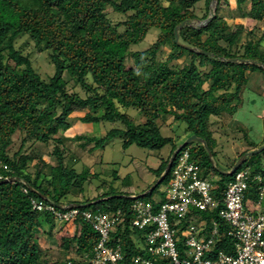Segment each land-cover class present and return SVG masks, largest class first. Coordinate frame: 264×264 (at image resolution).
<instances>
[{
  "label": "trees",
  "instance_id": "trees-1",
  "mask_svg": "<svg viewBox=\"0 0 264 264\" xmlns=\"http://www.w3.org/2000/svg\"><path fill=\"white\" fill-rule=\"evenodd\" d=\"M201 1L205 2L207 12L205 21L210 16L212 0H0V181L12 180L0 184V264L48 262L44 244L52 240L50 231L54 229L55 219L49 212L33 210L31 200H42L56 207L76 204L88 209L84 204L90 200L64 202L71 190H82L85 176L64 166L58 146L53 152L56 166H49L36 151L22 154L28 142L46 144L58 134L61 135L59 142L65 140L63 135L70 129L67 118L76 112L87 110L79 117L86 128L116 121L125 126V129L109 131L101 139L86 135L74 137L83 145L93 142L90 151L116 137L124 138V149L136 145L161 150L173 139L162 135L157 120L170 115L186 125L190 136L204 141L200 151L190 150L192 159L202 166L211 162L216 142L208 129L210 119L223 113H236L239 94L250 80L249 73H259L264 78V48L261 47L264 35L239 46L244 27L229 30L227 22L218 14L221 1L218 0L211 21L201 27L186 24L178 30L175 42L174 29L196 19L194 8ZM108 8L125 15L126 19L113 24ZM248 18L264 22V0H250ZM152 29L158 30L156 41L145 50H131ZM20 36L30 37L39 50L48 52L55 68L48 82L41 79L29 59L16 49L15 41ZM163 46H169L171 51L160 61L158 53ZM182 57L188 59L182 67L169 66L171 61ZM127 60L133 62V67H125ZM208 65L210 69L203 73L200 69ZM87 78H91L92 85L87 83ZM68 81L89 88L92 94L82 98L77 93H69ZM232 86L234 90L230 91ZM119 107L137 110L143 121L136 123L121 113ZM101 108L104 109L101 117L89 113ZM18 135H22L20 147L10 156L8 151ZM250 144L254 146L250 151L258 148L255 143ZM176 149L173 145L168 157L155 170L159 178ZM185 149L188 148H182ZM245 153L248 152L234 159L229 172ZM28 167L32 172L27 171ZM245 167L250 168L252 175L264 176L259 153L250 161L245 160L239 170ZM220 174L217 185L222 190L234 173L228 180V173ZM23 188H27V193ZM257 189L256 184L250 183L248 196L254 199ZM133 200L109 197L105 193L92 201H97L102 211L116 212L122 205L127 209ZM211 215L200 213L204 219ZM74 226V234L61 239L63 249L74 254L73 257L52 264H91L89 258L93 256L99 235L81 219ZM46 227L49 232L45 231ZM226 230L222 226V232ZM132 234L140 232L130 230L128 223L123 231L113 234L120 239L125 264L144 255ZM231 243V236H225L215 245V250L228 245L231 253Z\"/></svg>",
  "mask_w": 264,
  "mask_h": 264
},
{
  "label": "rangeland",
  "instance_id": "rangeland-1",
  "mask_svg": "<svg viewBox=\"0 0 264 264\" xmlns=\"http://www.w3.org/2000/svg\"><path fill=\"white\" fill-rule=\"evenodd\" d=\"M243 1L221 0L218 11L219 16L227 22L230 31H235L238 26L244 27V32L238 41L239 46L247 40L256 41L261 39L264 35V22H256L249 19L250 0ZM213 2L212 0L211 3ZM217 2L218 0L215 2V9ZM194 12L196 19L190 24L197 27L203 26V17L207 13L205 2L201 1L196 4ZM107 14L113 24L126 19L125 15L116 14L110 8L107 9ZM157 34L158 30L152 29L146 38L139 44L132 46L131 50L142 51L149 48L156 41ZM15 47L29 59L32 68L41 79L48 82L55 73V68L48 52L39 50L28 36L17 38ZM261 47L264 48V41ZM170 51L169 46H163L158 53L159 60H165ZM239 51H242L241 47ZM187 62V57H182L180 60L171 61L169 66L180 68ZM125 67H133V62L127 60ZM210 67L208 65L200 70L205 73ZM249 78L250 80L243 86L239 94L240 101L236 113L234 115L223 113L219 117H212L208 125V129L216 142L213 149L214 155L210 156L211 162L209 161L207 165H199L201 167V176L213 179L214 184L220 183V172L229 173V167L234 159H237L243 152H249L253 149L254 146L250 143H255L254 145L260 148L264 141V78L259 73H249ZM87 83L93 84L91 78H87ZM207 87L206 85L204 88L206 89ZM233 90L234 87L232 86L230 91ZM67 91L69 93H77L82 98L92 94L89 88L75 84L73 81H68ZM119 108L121 113L130 116L136 123L143 121L141 114L137 110ZM83 113H87V110L80 113L76 112L67 118L70 129L64 133L65 140L62 142L57 140L61 136L58 134L46 144L28 142L22 152V154H29L32 151H36L44 157L49 166H56L57 161L53 152L55 147L58 146L63 153L64 166L67 169H74L76 173L85 176L82 190H71L65 197L64 202L82 203L90 200L89 204L85 203L84 205L86 208L94 210L101 206L97 201L92 200L99 198L105 193L109 197L114 195L139 197L145 201L153 200L155 202L166 200L164 190L169 178L166 177L165 181L158 183L159 177L155 170L168 157L173 145L177 147V154H181V145L190 137V132L186 130V125L178 122L170 115H166L164 119H158L157 123L162 135L173 139L172 143L161 150H149L136 145L124 149L122 146L124 138L116 137L105 141L102 147L90 151L94 146L93 142L83 145L82 141L76 140L74 137L86 135L88 138L101 139L109 131L125 129V126L121 122L116 121L113 123L101 122L92 124L89 128H86L79 121V117ZM89 113L94 117H101L104 114V109L89 111ZM21 140L22 135L14 138V144L8 151L10 156L19 149ZM186 147L189 150L198 148L199 151L201 147L204 148L203 144L197 141L190 142ZM259 155L262 160V168L264 169V151H261ZM251 158L252 156L246 157L245 160L250 161ZM240 168L241 165L237 170ZM27 171L32 172L31 167H28ZM44 172L48 174L49 170L44 169ZM231 176L229 175L226 180L230 179ZM108 202L105 201V204L109 205ZM54 225V229L50 231L52 240H46L44 244L48 260L46 264H52L54 261H63L74 255L63 249L61 242L63 237H70L74 234V227L59 221H55ZM45 229V231L49 232V228L46 227Z\"/></svg>",
  "mask_w": 264,
  "mask_h": 264
},
{
  "label": "built area",
  "instance_id": "built-area-1",
  "mask_svg": "<svg viewBox=\"0 0 264 264\" xmlns=\"http://www.w3.org/2000/svg\"><path fill=\"white\" fill-rule=\"evenodd\" d=\"M176 156L163 202L131 197L127 209L122 205L116 212H107L31 200L32 209L49 212L61 223L74 226L81 219L90 225L99 235L91 264H125L120 239L113 234L123 231L127 223L130 230L140 232L131 237L144 252L130 264H264V176L252 175L245 167L220 190L213 179L201 176L189 149ZM250 183L258 187L254 199L248 196ZM201 212L212 215L204 219ZM222 226L227 227L225 233ZM225 236H231V253L228 245L215 250Z\"/></svg>",
  "mask_w": 264,
  "mask_h": 264
},
{
  "label": "water",
  "instance_id": "water-1",
  "mask_svg": "<svg viewBox=\"0 0 264 264\" xmlns=\"http://www.w3.org/2000/svg\"><path fill=\"white\" fill-rule=\"evenodd\" d=\"M213 1H214V2L211 3V5H210V9H209L210 16L204 21V25H205L206 23H208L209 21H211V20L213 19V17L215 16V2H216V0H213ZM186 24H189V25H190V23L184 22V23L180 24L178 27H176V28L174 29L175 42L178 41V30H179L180 28H182L183 26H185ZM200 52H201L202 54H205V55L207 54L206 52H203V51H200ZM192 141L200 142V143L203 144V146H205V143H204V141H203L201 138H198V137H196L195 135H192V136H190V137H189V138H188V139H187V140L181 145L180 148H184L185 146H187V144H189V143L192 142ZM177 151H178V150H176V151L172 154L171 158L169 159V162H168V164H167V166H166V169H165L164 173L162 174V176L159 178L158 183L162 182V181L165 179L166 174H167V171L170 169L171 163H172L173 158L175 157ZM261 151H264V145H262V146H261L260 148H258V149H255V150H253V151H250V152H248V153L243 154V155L238 159V161L235 163V165L232 167V169L230 170V172H229L228 174H229V175H233V173L237 170V168H238V167H239V166L245 161V158H246V157H250V156L256 155V154L260 153ZM208 153H209V155H210L209 150H208ZM11 182H12L11 179H5V180H3V181H0V184L11 183Z\"/></svg>",
  "mask_w": 264,
  "mask_h": 264
},
{
  "label": "crops",
  "instance_id": "crops-1",
  "mask_svg": "<svg viewBox=\"0 0 264 264\" xmlns=\"http://www.w3.org/2000/svg\"><path fill=\"white\" fill-rule=\"evenodd\" d=\"M158 168V167H157Z\"/></svg>",
  "mask_w": 264,
  "mask_h": 264
}]
</instances>
